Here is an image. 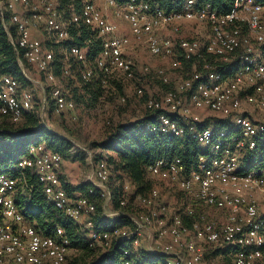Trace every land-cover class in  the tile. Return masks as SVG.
I'll return each mask as SVG.
<instances>
[{"label": "built area", "instance_id": "2783aa9c", "mask_svg": "<svg viewBox=\"0 0 264 264\" xmlns=\"http://www.w3.org/2000/svg\"><path fill=\"white\" fill-rule=\"evenodd\" d=\"M172 1L179 2L180 9L167 13L149 2L104 0L105 6L115 10L116 16L127 24L128 34H121L95 0H82L80 12L67 19L58 12L57 0H0V20L10 45L21 51L43 82L22 72L31 83L48 89L56 113H73L76 104L56 81L54 51L33 36L39 30L50 43L60 46L65 59L73 58L82 64L83 83H88L94 74L86 64L85 51L67 48L63 43L69 40L73 27L84 25L97 31L102 53L95 68L100 73L101 88H106L110 80H135L125 55L131 40L142 44L153 57L172 61L178 55L190 61L209 56L225 66L224 71H217L204 65L201 72L195 70L188 79L174 83L164 70L153 71L155 78L170 88L157 98H148L145 107L157 112L161 134L180 138L188 132L197 144L208 149L209 155L198 158L195 170L188 172L177 157L156 160L146 169L153 187L135 194L133 185L124 180L115 208L112 167L106 161V153L72 146L70 152L83 154L90 166L86 182L99 193L103 218L127 220L126 226L96 229L94 203L79 194L69 196L63 187L59 173L63 157L46 150L43 144L30 146L11 173L0 174V264H66L71 250L61 228L51 235L38 233L15 203L19 176L25 171L33 172L46 200L56 210L88 231V246L98 255L110 253L118 243H126L129 248L122 253L124 264H130L129 258L138 256L140 250L161 258L156 264H204L205 245L225 253L233 264H264V219L258 213L256 198L257 193L264 192V167L249 171L240 167L242 150H254L258 145L264 148V0H232L231 9L225 14L214 10L208 0ZM187 23L194 32L188 39H179L178 34ZM172 62L173 67L181 65L180 61ZM142 71L150 73L147 67ZM134 94L143 98L144 92L136 87ZM127 97L122 96L119 102L125 103ZM32 109L31 94L22 91L14 78L0 74V116L18 123ZM251 111L261 120L255 119ZM199 112L228 119L237 135L228 139L225 131L214 135L211 128L198 127L203 121ZM47 114L44 96L37 116L49 129L45 123ZM96 153H101L103 159L95 162ZM161 186L181 194L176 209L171 210L164 202ZM194 203L226 214L225 222L205 221L204 211L196 210ZM195 215L198 220L188 225L185 220Z\"/></svg>", "mask_w": 264, "mask_h": 264}, {"label": "trees", "instance_id": "16d2710c", "mask_svg": "<svg viewBox=\"0 0 264 264\" xmlns=\"http://www.w3.org/2000/svg\"><path fill=\"white\" fill-rule=\"evenodd\" d=\"M116 1L125 2L126 0ZM137 1L149 2L152 6L160 7L167 13L178 11L181 5L179 2H173L172 0ZM208 2L214 10L221 14L228 13L232 6V0H208ZM57 4V10L62 19H67L71 14L80 12L82 0H57ZM7 18L8 15L5 19ZM63 46L83 49L86 64L93 70L94 74L88 83H83L80 78L82 64L73 58L65 59L63 54L59 53L60 55L57 56L55 53L53 63L55 75L64 77L69 75L68 69L73 70L76 66L80 67L78 77L83 84L81 92L89 97L90 103L97 101L102 96L100 73L95 68V61L102 53V42L97 35V31L84 25L73 27L69 30V40L64 42ZM57 47L60 46L57 45ZM183 65L188 66V68L195 67L197 72H201L204 65L213 67L217 71H222L225 68L221 63H215L209 56H205L204 59L200 60L184 61ZM30 68L33 67L24 60L21 51H16L10 45L0 20V74L14 78L22 86L21 88H27L31 82L24 76L22 71L24 70L27 74ZM163 87L165 88L164 92L170 88L166 85H163ZM21 90L26 91L25 89ZM143 97L145 98L144 95ZM38 109L36 111L32 109L31 112L24 114L22 120L18 123H12L8 118L0 116V174L11 173V169L18 160L26 156L30 146L43 144L46 150L60 154L63 158L70 154L72 143L51 128H45L37 116ZM51 110L54 111L52 100L48 114L52 112ZM157 118V112L154 113L148 110L143 118L116 124L110 127L103 141L92 143L91 148H89L93 151L99 150L107 155L106 161L112 167L110 181L113 207L115 208L118 206L117 198L124 180L133 185L135 194L146 193L153 187V182L149 180L146 169L154 161L160 159L170 160L177 157L182 160L186 169L190 172L197 168L199 157L209 155L208 149H203L197 144L188 132H185L180 138L161 134L158 130ZM179 122L181 126L185 127L183 121L180 120ZM198 127L211 128L214 135H217L220 131H225L228 139L237 135V129L232 126L228 119L209 118L203 120ZM102 159L103 155L101 153L94 155L95 162ZM240 167L242 170L247 171L255 167H264V148L258 145L254 150H242ZM12 175L16 176L17 174L12 172ZM19 178L21 179V187L19 185L20 189L15 195V203L21 210L25 220L38 233L43 235H51L56 228H61L70 241V249L78 252V255L73 259H68L66 264H124L122 253L129 248V245L118 243L110 253L96 254L88 246V231L75 225L72 220L65 217L46 200L41 185L36 181L32 171H25L24 175L19 176ZM62 183L69 196H73L77 192L94 203L96 214L93 223L96 229L108 230L116 226L129 224L127 220L123 219L110 221L103 218L99 193L91 184L84 182L72 187L64 183L63 180ZM181 197V194H178L179 202ZM262 218L264 219V215H262ZM194 220H198L197 215L191 219H186L185 222L189 225ZM159 261H161V258H155V256L148 255L142 250H140L138 256L129 258L130 264H156Z\"/></svg>", "mask_w": 264, "mask_h": 264}, {"label": "rangeland", "instance_id": "374dc122", "mask_svg": "<svg viewBox=\"0 0 264 264\" xmlns=\"http://www.w3.org/2000/svg\"><path fill=\"white\" fill-rule=\"evenodd\" d=\"M107 9L108 15H106V17L110 22L118 28L121 34H128L127 24L116 16L115 10L112 8ZM193 32L194 27L192 25H188V23L184 24V27L178 34V38L188 39ZM35 33L37 36L36 38L44 43L46 49L52 48V51H54V54L56 53L57 56L62 54L57 45L50 43L47 35L43 31L39 30ZM128 49H130L131 54L126 58L131 62L135 74V80L130 82L121 78L110 80L106 88H101L102 96L92 103H90V99H88L89 97L81 92L83 84L78 77L81 69L80 67L75 65L76 68L73 70L68 69L69 75L64 77H58L55 75L57 83L68 92L69 97L74 100L76 107L73 113L65 114L56 113L52 111V108V112L47 114L45 123L54 132L67 138L72 143V146L91 148L92 143L101 142L106 138V134L110 127L119 123H126L134 119L143 118L148 112V109L145 107L146 100L150 97L157 98L165 91V88L160 81L155 78L153 71L155 72L157 69L164 70L167 77L172 83H174L179 79H188L196 70L195 67L188 68V66L183 65L184 61L180 59L178 55L177 57L172 58V61H180L181 65L179 68L173 67V62L170 59L149 55L142 44L133 40H131ZM144 67L149 68L150 73L144 74L142 71V68ZM27 75L32 80L43 82L42 76L34 68H30ZM21 87L22 86H20V88ZM136 87L143 90L145 98H137L135 96L134 88ZM21 89H25L31 94L34 111L41 106L44 96L48 100L49 109L51 100L48 98L46 87L42 90L38 84L30 83L27 88ZM122 96H128L126 102L123 104L119 103V99ZM198 115L200 119L203 120L220 118L218 115L211 112H199ZM252 116L255 119L261 120L256 113H252ZM95 152L98 151L95 150ZM90 171V166L87 165L84 155L77 152H70L66 158L64 157L59 169L60 178H62L64 183L72 187L86 182ZM160 188L164 195V202L169 208H171V210L176 209L181 203L179 202L178 191L165 186H161ZM74 194L75 196L78 195L77 192ZM256 198L257 210L259 215L262 216L264 215V192L257 193ZM193 205L196 210L204 211V219L207 222L222 224L226 220V214L201 207L196 203ZM82 222L83 219L80 221V225H83ZM204 247L207 250L203 261L204 264H233L232 259L228 258L225 253L213 251L209 246L204 245ZM77 255L78 252L76 250H70L67 260L73 259Z\"/></svg>", "mask_w": 264, "mask_h": 264}, {"label": "crops", "instance_id": "0c3cea01", "mask_svg": "<svg viewBox=\"0 0 264 264\" xmlns=\"http://www.w3.org/2000/svg\"><path fill=\"white\" fill-rule=\"evenodd\" d=\"M95 3H96V5H97V7H98L99 9H101L102 12H103L105 15H108V9H107V7H106L105 4H104V0H95ZM109 9H110V8H109ZM118 31H119V30H118ZM119 33H121V32L119 31ZM33 36H34V37H37V36H36V33H34ZM130 54H131L130 49L127 48V50H126V52H125L126 57H127V56H130Z\"/></svg>", "mask_w": 264, "mask_h": 264}]
</instances>
